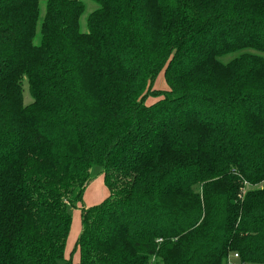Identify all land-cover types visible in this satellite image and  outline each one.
Returning <instances> with one entry per match:
<instances>
[{"label": "trees", "instance_id": "obj_1", "mask_svg": "<svg viewBox=\"0 0 264 264\" xmlns=\"http://www.w3.org/2000/svg\"><path fill=\"white\" fill-rule=\"evenodd\" d=\"M40 1L0 0V264H264V0H46L35 43Z\"/></svg>", "mask_w": 264, "mask_h": 264}, {"label": "rangeland", "instance_id": "obj_2", "mask_svg": "<svg viewBox=\"0 0 264 264\" xmlns=\"http://www.w3.org/2000/svg\"><path fill=\"white\" fill-rule=\"evenodd\" d=\"M82 1L85 4V10L80 18V27L83 31H86L87 30V25H86L87 18L93 10L98 8V4L93 0H82ZM45 10H46V0H41L40 1V23L38 25V31H37L36 37L34 39L35 43H39L41 39V33H40L41 20L45 14ZM252 51L259 52L257 50H252ZM239 53L240 52L226 54L222 57V59L224 61H229L233 59L235 56L239 55ZM262 54H264V52ZM156 84L160 87H164V86L167 87L163 73H160L159 77L157 78ZM24 100H25V103H29L32 101L31 94L29 92V88L26 82L24 86ZM96 168H99V167H94L92 169L93 171L92 179L84 190L82 202H78L75 206L69 207V212L72 215V224H71V229H70L67 243H66V252H67L66 256L67 258H69L72 255L74 257L73 260L76 262L78 261V253H76L77 252L76 251L75 254H71V252L74 250V247L77 243V239L82 230L81 211L79 208H77V206L79 205L80 207V204L85 205V206L96 204L97 202L105 198L108 194V189L103 181V175L100 172V170Z\"/></svg>", "mask_w": 264, "mask_h": 264}, {"label": "built area", "instance_id": "obj_3", "mask_svg": "<svg viewBox=\"0 0 264 264\" xmlns=\"http://www.w3.org/2000/svg\"><path fill=\"white\" fill-rule=\"evenodd\" d=\"M238 257V254L237 253H235L234 254V256L232 257V259H234V258H237ZM229 264H236V263H234V262H232V261H230V263ZM243 264H245V263H243Z\"/></svg>", "mask_w": 264, "mask_h": 264}]
</instances>
